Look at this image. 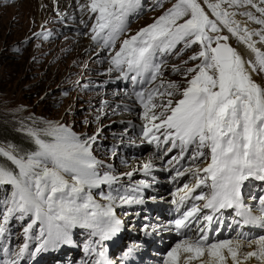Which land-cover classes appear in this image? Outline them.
Masks as SVG:
<instances>
[{
    "label": "snow or ice",
    "instance_id": "obj_1",
    "mask_svg": "<svg viewBox=\"0 0 264 264\" xmlns=\"http://www.w3.org/2000/svg\"><path fill=\"white\" fill-rule=\"evenodd\" d=\"M140 6L141 0H90L82 8L95 14L93 41L104 33V46L114 45L126 31L128 17ZM238 16L246 19L238 20ZM249 23L260 27L250 28ZM222 29L254 53L255 63L246 61L230 46L229 36L219 34ZM258 43L264 44V0H176L151 24L123 39L111 61L121 75L135 72L133 81L145 72H151V80L155 81L162 74L161 64L155 63L159 53H171L178 44L184 48L199 45L200 50L189 57L200 62L186 69V75L191 74L187 87L180 91L173 82L167 85L170 90L180 91L181 98L175 104L168 99L159 105L162 111L157 115L153 110L158 105L153 101L159 90L136 93L145 109L143 134L151 137V143L160 140L155 133L163 130L164 142H171L172 148L179 147L182 154L195 145L193 160L210 158L205 167L195 169L193 186L184 184L183 189H178L185 193L181 202L206 185L211 195L195 196L196 200H206L203 208L235 207L238 214L246 215V223L264 221V198L254 210L244 206L240 195L243 182L250 177L264 180V84L252 75L257 67L264 71V51L257 47ZM173 71L180 69L174 67ZM175 91L166 94L172 97ZM27 134L35 144L33 151L21 154L12 145L0 146V158H6L0 159V186L11 187V196L0 204V238L5 237L13 218L24 220L29 216L31 220L24 227L26 237L30 238L28 234L37 223L41 237L31 255L72 243L71 230L77 226L93 229V235L99 234L102 239L118 233L121 221L113 207L117 197L109 193L104 197L109 203L102 205L91 191L117 179L98 171L100 162L91 150L95 137L81 138L69 127L51 122L43 129H28ZM149 168L151 164L146 163L144 169ZM182 175L184 172H177V176ZM119 199L128 204L143 203L129 196ZM199 211V206H193L174 221L178 234L181 229L192 230L188 220ZM254 211L259 214L253 215ZM212 219L211 215L204 217L206 221ZM196 231L199 235L195 238L189 236L176 243L163 264H244L253 257L264 264V236L249 241L213 242L205 228ZM245 244L255 245L257 250L240 252ZM28 249V243L15 252L0 244V264H21ZM99 255L103 257L104 253ZM97 264L110 262L102 260Z\"/></svg>",
    "mask_w": 264,
    "mask_h": 264
},
{
    "label": "rangeland",
    "instance_id": "obj_2",
    "mask_svg": "<svg viewBox=\"0 0 264 264\" xmlns=\"http://www.w3.org/2000/svg\"><path fill=\"white\" fill-rule=\"evenodd\" d=\"M46 1L42 0L43 3ZM38 2L39 0H0V130L6 131V134H0V145L5 148L12 145L19 149L21 143L33 142L27 134L28 129H43L50 122L72 127L79 134L94 136L107 145H118L117 140L121 139L119 137L125 138L123 134L127 130L131 132L127 127L131 120L126 119L133 114L123 106L116 107L119 101L112 95L115 94L114 89L105 90V94L102 89L95 88L91 92L86 87L102 85L99 79L107 69L105 63L108 52L110 58L120 46L114 49V53H110V50H96L92 44H88L84 33L78 30L82 28L84 18L78 21L75 19V23L71 24L72 14L62 5L59 13H56L52 2L48 1L41 10ZM175 2L176 0H143L139 8L143 12L136 15L137 9L128 17L121 43L123 39L151 24ZM65 3L64 6L67 5ZM70 5L74 7L73 3ZM82 13L77 15H83ZM47 29L53 35L49 40L42 33ZM198 49L199 45L184 48L182 44H178L176 49L168 53V67H165L164 77L181 87L184 80L191 78V74L186 75V69L195 67L200 62L189 60ZM185 61L188 63L185 64ZM174 67H178L180 71H173ZM262 72L257 69L258 75ZM253 79L260 81L258 77L253 76ZM170 98L178 99V95ZM103 100L106 101L104 105ZM132 138L129 134L124 141L128 142ZM99 152L111 163L117 150L99 149ZM130 169L131 167L126 169L125 165L121 172L126 173ZM8 194L11 195V190H8ZM16 221L13 219L11 223ZM37 227H40L39 223L35 228ZM35 230L38 232V229ZM10 231L11 236H19L17 225L8 226L5 235H10ZM78 233L81 235V244L85 245L86 234L82 231ZM33 237L41 239L40 235ZM23 243L24 240L22 245ZM0 244L6 246L3 238H0ZM79 249H82L81 245Z\"/></svg>",
    "mask_w": 264,
    "mask_h": 264
},
{
    "label": "bare ground",
    "instance_id": "obj_3",
    "mask_svg": "<svg viewBox=\"0 0 264 264\" xmlns=\"http://www.w3.org/2000/svg\"><path fill=\"white\" fill-rule=\"evenodd\" d=\"M48 1H50V2H52V4H53V6H54V12H58L59 13V8H60V6L62 5L63 7H64V9H66L67 10V12H70V10L68 9V5H69V2H67V5L66 6H64V4H66L65 3V1L64 0H47L45 3H43L42 2V0H39V10H41L42 8H43V6H44V4H48ZM72 3V2H71ZM69 7H72V5H70ZM72 10H74V8L72 9ZM52 11V12H53ZM252 11H254V10H252ZM78 16V15H77ZM237 19L238 20H241V21H243V20H245L246 18H244V17H240V16H238L237 17ZM249 27L250 28H254V29H258L260 26L259 25H255V24H252V23H249ZM225 32H227V30L226 29H223ZM228 33V32H227ZM230 36H232L230 33H228ZM233 37V36H232ZM254 39H256V37H254ZM256 40H258V39H256ZM88 44L89 45H91V43L88 41ZM257 47H259L262 51H264V44H257ZM239 51L241 52V53H243L245 56H247V57H249L251 60H254L255 61V55H254V53H252L251 52V50H249L248 48H247V46L245 45V44H242L241 43V49H239ZM110 71H108L106 74H108ZM254 74V73H253ZM122 105H123V107L122 108H126V107H130V106H133V105H130L129 103H128V100L126 99V100H122ZM129 104V105H128ZM121 107V106H120ZM119 110V109H118ZM120 111V110H119ZM127 111V110H126ZM117 112V111H116ZM133 116V117H132ZM132 116H129V119H126V121H129V120H131V119H133V120H131V122L130 123H127L128 125H127V127H128V129L130 128V131L132 130V128H133V126H131V124L132 125H135L136 124V126L137 125H139V121L138 120H136V119H134V115H132ZM118 126H121V125H118ZM124 128V127H123ZM125 129V128H124ZM124 129H123V133H124ZM121 132V133H122ZM34 143V142H33ZM34 149H35V145H34ZM33 149V150H34ZM32 150V151H33ZM209 161H210V158H209ZM132 166V165H131ZM128 168H130V167H128ZM127 167H126V169H128ZM253 179H251V181H252ZM0 191H2V190H0ZM122 196H127V193L126 192H124V193H122ZM96 202L97 203H100V204H102V205H106V204H108V203H106V204H103L101 201H97L96 200ZM123 206H126V203H124L123 204ZM123 218H124V223L122 222V225L124 226V225H126L127 227H130L131 229L134 227V225H131V219L130 220H127L124 216H123ZM25 220H27L28 221V223L30 222V216L29 217H25ZM38 224V223H37ZM40 226V225H39ZM36 226H34L33 227V229L31 230V232L33 233V236H38V235H40V227H37V228H35ZM77 227H79V226H77ZM79 228H81V231L83 232V233H85L86 234V239H85V245H82L81 244V250L79 249V247L77 248V250H76V253H75V258L77 259V260H80V259H82V257H83V251L85 250V249H87L88 248V246H87V243L89 242V244H91L92 246H95V245H97L98 246V248H101V246H99L98 244H96L95 242H94V240H95V235H93V229H91V228H86V227H79ZM35 229H38V232H36V230ZM36 233V234H35ZM72 234H73V232H71V236H72ZM97 236H99V234H96ZM109 239H102V241H101V245H104L107 241H108ZM78 241H79V239L78 238H76L75 236H74V245H76L77 243H78ZM59 249L60 248H58V251H59ZM249 251H252V250H249ZM104 253V252H103ZM62 253H60L59 255H61ZM37 256H40L41 255V252L40 253H37L36 254ZM63 255L64 256H69L70 255V252L68 251V252H66V250L64 251V253H63ZM112 259V261H116V259L115 258H111ZM49 260H50V258H49ZM256 261H258L255 257H253V258H251L250 260H248V261H244V264H253L254 262H256Z\"/></svg>",
    "mask_w": 264,
    "mask_h": 264
},
{
    "label": "trees",
    "instance_id": "obj_4",
    "mask_svg": "<svg viewBox=\"0 0 264 264\" xmlns=\"http://www.w3.org/2000/svg\"><path fill=\"white\" fill-rule=\"evenodd\" d=\"M1 133L6 134V131L5 130H0V134ZM19 149L22 150L21 154H24L25 152H30V151H32L34 149V143L30 142L29 144H26L25 142H23V143L20 144V148ZM0 159H5V158H0ZM3 187L4 186H2L0 188V190H2V191H0V200H1L0 203H3L6 199H8L7 196L5 195V193L3 192ZM5 187L8 188L9 186L5 185Z\"/></svg>",
    "mask_w": 264,
    "mask_h": 264
}]
</instances>
